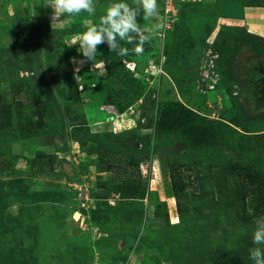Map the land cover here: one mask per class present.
I'll return each mask as SVG.
<instances>
[{
  "label": "rangeland",
  "instance_id": "rangeland-1",
  "mask_svg": "<svg viewBox=\"0 0 264 264\" xmlns=\"http://www.w3.org/2000/svg\"><path fill=\"white\" fill-rule=\"evenodd\" d=\"M108 2L0 0V264H252L264 0H157L141 53L91 63L68 45Z\"/></svg>",
  "mask_w": 264,
  "mask_h": 264
},
{
  "label": "clouds",
  "instance_id": "clouds-1",
  "mask_svg": "<svg viewBox=\"0 0 264 264\" xmlns=\"http://www.w3.org/2000/svg\"><path fill=\"white\" fill-rule=\"evenodd\" d=\"M43 5L52 9L53 22L64 18L71 23L82 12L94 16L97 11L96 0H44ZM157 11V0H136L135 6L129 5L127 0H109L98 17V23L78 33L68 46L77 44L82 57L91 63L97 58V46L100 44H106L110 51L120 56H126L129 50L120 43L126 41L133 43L135 52L139 54L152 33L150 27H141L137 23V17L142 14L145 18H151ZM253 225V247L248 249V256L252 264H264V214L255 217Z\"/></svg>",
  "mask_w": 264,
  "mask_h": 264
},
{
  "label": "built area",
  "instance_id": "built-area-1",
  "mask_svg": "<svg viewBox=\"0 0 264 264\" xmlns=\"http://www.w3.org/2000/svg\"><path fill=\"white\" fill-rule=\"evenodd\" d=\"M178 1H185V0H178ZM161 6L164 12V14H169V12L173 11L174 5L177 6L175 3V0H160Z\"/></svg>",
  "mask_w": 264,
  "mask_h": 264
}]
</instances>
